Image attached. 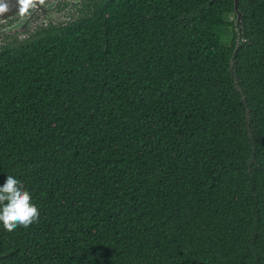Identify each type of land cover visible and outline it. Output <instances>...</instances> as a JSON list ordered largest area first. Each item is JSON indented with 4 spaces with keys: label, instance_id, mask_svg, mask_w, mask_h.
<instances>
[{
    "label": "trees",
    "instance_id": "1",
    "mask_svg": "<svg viewBox=\"0 0 264 264\" xmlns=\"http://www.w3.org/2000/svg\"><path fill=\"white\" fill-rule=\"evenodd\" d=\"M81 7L0 44V264H264V0Z\"/></svg>",
    "mask_w": 264,
    "mask_h": 264
},
{
    "label": "clouds",
    "instance_id": "2",
    "mask_svg": "<svg viewBox=\"0 0 264 264\" xmlns=\"http://www.w3.org/2000/svg\"><path fill=\"white\" fill-rule=\"evenodd\" d=\"M37 2L44 0H18L21 14L30 13L36 8ZM8 11L6 3H0V15ZM40 210L32 200V193L23 182L13 175H7L5 183L0 186V223L7 232H13L18 227L28 228L38 223Z\"/></svg>",
    "mask_w": 264,
    "mask_h": 264
},
{
    "label": "flooded vegetation",
    "instance_id": "3",
    "mask_svg": "<svg viewBox=\"0 0 264 264\" xmlns=\"http://www.w3.org/2000/svg\"><path fill=\"white\" fill-rule=\"evenodd\" d=\"M85 0H47L42 4L35 15L36 10L30 13L20 14L18 17L7 20L0 25V44L2 40L14 38L21 39L37 35L49 27H59L68 23L76 11L82 9Z\"/></svg>",
    "mask_w": 264,
    "mask_h": 264
},
{
    "label": "water",
    "instance_id": "4",
    "mask_svg": "<svg viewBox=\"0 0 264 264\" xmlns=\"http://www.w3.org/2000/svg\"><path fill=\"white\" fill-rule=\"evenodd\" d=\"M47 0H44L43 3H45ZM0 3H6L8 6V11L5 12L4 14L0 15V25L5 23L9 19H13L15 17H18L21 12L19 10L20 5L18 4V0H0ZM42 3V4H43ZM42 4L37 2L36 12L33 14L35 15L37 11L42 8ZM235 14L237 16L236 18V32H237V48L243 47L244 46V29L242 26V14L239 10V0H235Z\"/></svg>",
    "mask_w": 264,
    "mask_h": 264
},
{
    "label": "rangeland",
    "instance_id": "5",
    "mask_svg": "<svg viewBox=\"0 0 264 264\" xmlns=\"http://www.w3.org/2000/svg\"><path fill=\"white\" fill-rule=\"evenodd\" d=\"M231 19L234 20L235 17H231ZM231 35H232L231 31L228 29L227 30V39H226V41H227L228 44H230Z\"/></svg>",
    "mask_w": 264,
    "mask_h": 264
}]
</instances>
